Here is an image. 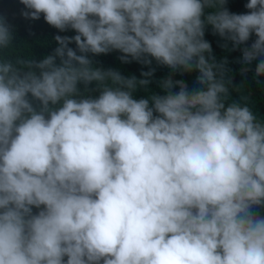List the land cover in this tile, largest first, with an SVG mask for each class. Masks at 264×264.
Returning a JSON list of instances; mask_svg holds the SVG:
<instances>
[{"label": "clouds", "instance_id": "clouds-1", "mask_svg": "<svg viewBox=\"0 0 264 264\" xmlns=\"http://www.w3.org/2000/svg\"><path fill=\"white\" fill-rule=\"evenodd\" d=\"M20 2L76 34L34 60L0 16V264H264V116L233 98L204 38L211 25L235 48L254 33L239 62L258 60L264 91V0L244 13L226 0ZM112 50L196 72L198 86L169 75L160 95L154 69L125 76L88 55Z\"/></svg>", "mask_w": 264, "mask_h": 264}, {"label": "trees", "instance_id": "trees-1", "mask_svg": "<svg viewBox=\"0 0 264 264\" xmlns=\"http://www.w3.org/2000/svg\"><path fill=\"white\" fill-rule=\"evenodd\" d=\"M248 0H226L225 6L231 11L236 13H244L250 11L245 7ZM22 10H25V6L20 0H0V16L6 18L7 22L11 25L14 33V42L21 44V48L18 50V54L27 55L31 51L32 59L41 60L45 55L50 54L57 47V41L55 40L56 35L60 36H74L76 32L74 30L60 31L54 26L48 24L41 14L39 19H27L21 15ZM205 39H207L212 46L213 55L216 56L217 60H223L226 58L227 64L225 65L226 70L231 74L232 77V96L234 99H239L241 102H245L242 98L247 97V101L253 108V111L258 116H264V91L257 85L254 77L255 67L258 60L252 61L250 65L242 64L239 61L242 58V48L250 46L256 39L253 33L250 39L244 44L238 45L235 48L232 46L231 41H226L220 37L218 33H214L212 26L208 25L205 29ZM227 45L225 47L224 45ZM70 47L76 48L75 42H71ZM91 59L96 63L97 67L104 69H115L119 70L123 75H135L140 78L143 71L154 69L151 77L152 83L148 86L154 90L157 94L163 95V89L158 87V82L162 78H166L169 75L174 80H184L189 88H196L198 85L195 83L196 72L192 73H181L178 70H172L166 65L157 63L154 58H151L152 63L142 64L136 60L129 58V62H124L120 59L123 53L119 50H112L108 53L101 54H88ZM245 67L248 69L247 72L242 73L240 69ZM242 86L237 92L234 90ZM84 87L83 84L80 85ZM91 89H95V83L88 86ZM175 90H179V86ZM93 95L98 94L93 91ZM147 91L141 87L134 95L137 99L146 97ZM34 212L38 209H33Z\"/></svg>", "mask_w": 264, "mask_h": 264}]
</instances>
